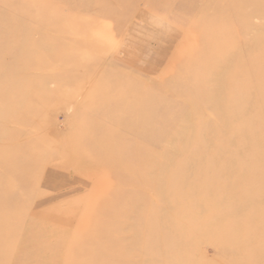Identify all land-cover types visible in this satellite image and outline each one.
<instances>
[{
  "label": "rangeland",
  "instance_id": "1",
  "mask_svg": "<svg viewBox=\"0 0 264 264\" xmlns=\"http://www.w3.org/2000/svg\"><path fill=\"white\" fill-rule=\"evenodd\" d=\"M0 16V238L19 236L0 264H264V167L222 196L150 191L131 159L175 158L188 129L205 141L222 120L210 92L253 87L251 67L223 74L261 68L264 0H0ZM248 98L221 114L246 118Z\"/></svg>",
  "mask_w": 264,
  "mask_h": 264
},
{
  "label": "bare ground",
  "instance_id": "2",
  "mask_svg": "<svg viewBox=\"0 0 264 264\" xmlns=\"http://www.w3.org/2000/svg\"><path fill=\"white\" fill-rule=\"evenodd\" d=\"M227 1L248 2L253 0H227ZM237 19H239V17H237ZM249 46L250 49H252V51L258 49V52H261V54H263L259 58L260 62L262 63V66L261 68H258L256 64L255 66L250 65L252 64V62L250 56H248L243 60L244 61L243 65L245 66V63H248L249 66L247 68L244 67L241 70L242 73L245 71L243 75L240 74L239 72H238L239 75H237V73H235L233 69L234 73L232 72L233 74H229V78H227L228 79L227 80L224 75L226 73L223 74L224 79L229 83L231 82L232 84L235 81H241L245 79V74H249L250 72L249 69L251 67L253 69V74H254V75L251 74L253 78L252 81L254 83L252 88L250 89L248 88V90H246V93L236 90V93L222 92L223 94L221 95V90L216 88L210 92L211 94L209 97L210 99L208 98L210 101H208V99L207 101H205L207 107L210 110L214 109L213 114L215 113L216 116L222 115L221 116L222 120L220 121L221 122L220 125L216 129L209 130L212 133V136L210 138H207L205 141L200 140L199 138L196 137V133L199 134L198 130L197 132H195L194 129H188L185 132H180L182 145L179 148L177 147L178 150L174 148L176 150V151L173 150L175 151L174 153L175 158L171 157L168 158V160L166 158V161H163L162 163L156 162L154 156L157 155L163 156L165 154L164 153L165 151L164 152L161 150L159 151L154 148L150 150L148 155L144 156V154L140 152V150L143 149L140 145L138 147L137 146L134 147L135 150L134 156H132L131 159L137 162L136 165L138 164V166H136L135 168V172L144 174L145 177H147L144 180L143 185L148 190L156 191V192H165L166 190L196 192V193L203 192V193H210L212 195L218 194L222 196L224 195L229 196L235 194L242 195L245 194L246 192L245 179L247 174H249L251 170H254L253 172L255 173V170L257 172V170L264 167V135L261 134L262 132H264V123H258V120H256L257 115L264 112V52H263L264 30L260 31V33H256L255 37H253L250 40ZM258 52L255 51V54H258ZM232 59L234 58L232 57ZM247 59H249V62L247 61ZM237 68L239 69L241 67H237ZM228 82L227 83L224 82V83L228 84ZM243 97L246 98L249 97L250 100H252L250 105L246 108V114H245L246 118L244 117L243 114H241L242 112L239 113L240 115L232 116L231 114V116H228L226 118L224 117L225 115L221 114L222 113V108H221L222 106L220 105L221 103L225 104L226 107L229 105L234 106V104L238 102V99L241 100L243 99ZM240 102L238 103L241 105L242 103ZM229 111L231 112V110ZM226 114L228 115L227 112ZM232 119L233 121L234 120L237 121L236 123H238L237 124L239 126V127L237 126L238 128L236 129L232 128V123L230 122V120ZM209 131L205 129V132L210 133ZM257 132L259 133L258 135L256 134ZM138 136L143 137L142 141L144 140L147 141L148 139H150L148 138V134L147 135L143 134ZM136 139H137L136 143L140 142V138L139 139L136 138ZM147 142H149V140ZM190 143H192V145L196 147L193 148L192 146L194 150L197 149L198 147L201 150L202 147L210 148L214 146L215 149L211 150L210 152H206L207 154H205L204 156L202 155L198 157V153L188 150L187 147ZM226 151H228L227 153L234 151V153L236 154L234 157L225 156ZM246 163L251 164L250 169L247 168ZM204 165L205 166L210 165V167L212 166V168L210 169L201 168L204 167ZM159 169L162 171V175L159 178H157L155 182H153L152 181L153 178L150 177H152V174ZM218 169H219L218 173L220 175V179H215L214 181L209 180L208 177L213 176V173L215 174ZM258 175L260 178L259 181L261 180L264 181V179H262L261 172H258ZM171 181H174V183L171 184ZM179 184L182 185V187L179 188L174 186V185L179 186ZM2 196L5 201L0 207L6 208L7 204L9 205L10 203L9 200L12 198H9L11 196H6V194H1V198ZM10 223H12L11 219L8 220V216H6L5 213L0 211V231L1 229L4 230L6 227H9ZM27 237L28 238L30 237L32 240L37 241L45 236L41 237L36 233H30L29 235H27ZM18 238L19 236L17 237L15 235H13L11 239L6 241L0 238L1 241L0 247L5 246V244L11 241L13 242L18 241L19 240ZM80 238L81 235L77 237V240ZM78 241L82 244L83 238ZM34 252H35L33 253L34 259H39L41 256L46 257V255L48 256L50 255L48 253L47 254L43 253L45 252V250L43 251L35 250ZM0 261H2L1 258ZM43 263L44 261L39 262V264H43Z\"/></svg>",
  "mask_w": 264,
  "mask_h": 264
}]
</instances>
